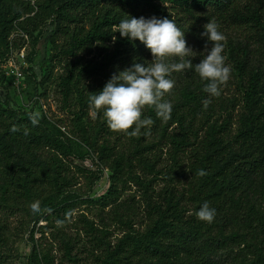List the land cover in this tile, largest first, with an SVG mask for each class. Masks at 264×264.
Here are the masks:
<instances>
[{
	"label": "trees",
	"instance_id": "1",
	"mask_svg": "<svg viewBox=\"0 0 264 264\" xmlns=\"http://www.w3.org/2000/svg\"><path fill=\"white\" fill-rule=\"evenodd\" d=\"M127 15L174 20L200 55L192 59L184 82L174 85L177 98L173 89L163 97L172 105L171 118L163 121L145 106L142 118L153 124L138 136L111 130L102 113L95 120L89 115V96L113 73L134 60L153 62L141 42L114 32ZM50 19L55 21L52 55L64 60L60 92L65 103L75 98L72 129L87 151L77 153L60 131L33 127L30 112L0 101V264H10L9 239L26 227L28 264L52 263L38 249L34 229L40 220L62 226L70 218L71 181L59 151L66 158L87 155L97 165L89 190L101 179L100 168L110 171L108 191L96 200L99 222L80 220L88 244L83 256L73 253L76 239L56 227L69 264H264V0H0V61L26 37L31 63ZM208 21L224 36L223 55L231 69L219 97L203 91L207 82L194 71L211 47L201 35ZM93 47L102 58L85 61L81 52ZM13 126L21 131L11 132ZM45 150L52 157L45 158ZM131 184L140 204L120 212L119 199ZM34 202L41 215H32ZM204 202L216 210L210 224L196 216ZM112 203L117 206L105 211ZM114 223L123 229L115 238ZM47 226L37 231L44 234Z\"/></svg>",
	"mask_w": 264,
	"mask_h": 264
},
{
	"label": "rangeland",
	"instance_id": "2",
	"mask_svg": "<svg viewBox=\"0 0 264 264\" xmlns=\"http://www.w3.org/2000/svg\"><path fill=\"white\" fill-rule=\"evenodd\" d=\"M54 30L55 21L50 19L42 28L41 39L37 43L36 54L31 63H28L31 52L30 41L26 37L19 42L21 45L20 49L13 50L6 59L0 61V101L4 102L8 100L11 107L16 110L30 113L39 112V128L45 129L48 134H58L60 131L67 138L73 150L77 153L85 154L87 149L77 137L71 124L72 115L70 110L73 107H71L70 102L75 98H72L69 103H65L60 92L58 82L59 76L63 73L62 66L64 60L58 61L52 55L53 45L51 39ZM186 42L190 46L192 40L186 38ZM108 44L111 45L110 43ZM192 47L191 49L193 50ZM204 52L202 50V54ZM80 56L85 61L91 59L98 61L102 58L103 54L100 56L98 50L93 47L81 52ZM198 56L200 55L193 50L188 53L187 57H168L166 58V62H174V60L182 62L185 59H191L192 61L194 57ZM187 70L176 72L177 74L174 76L176 86L184 82ZM86 83H90V81H86ZM171 96L174 99L177 98L178 90L173 88ZM43 154L47 159L52 157V153L49 150H45ZM58 155L64 163L63 171L71 181L69 185L70 191H72L70 196V218L68 223L62 226V223L59 221H52L47 226L46 221L40 220L34 229V238L38 249L43 254L47 252L48 256L51 257V264H69L63 257L64 250L62 242L58 238L60 233H58L56 227H63L64 232L68 236L76 239L77 244H75L73 253L76 252L77 256H83L84 252H82V249L85 248L84 246H88V244L84 243L86 237L80 227V220L84 216L88 219H94L95 222H99L96 200L108 191L110 171L100 168L102 170V177L89 190L92 176L98 169L97 165L92 163L87 155L82 158L70 155V157L66 158L60 151ZM128 186L130 187L122 192L119 199V202L124 203L123 206L117 207L120 212H123L126 206L135 209L140 204L138 190L133 184ZM116 204L112 203L104 210L112 211L117 206ZM39 225L47 226L45 229L47 231L44 234L37 231ZM28 228L20 230L9 239V246L13 250L12 257L8 258L10 264H28L27 257L31 249L28 243L30 234ZM110 228L113 238L120 236L123 230L121 229V225L117 223L112 224Z\"/></svg>",
	"mask_w": 264,
	"mask_h": 264
},
{
	"label": "clouds",
	"instance_id": "3",
	"mask_svg": "<svg viewBox=\"0 0 264 264\" xmlns=\"http://www.w3.org/2000/svg\"><path fill=\"white\" fill-rule=\"evenodd\" d=\"M202 36H206L211 42L205 58L195 64L194 71L201 80L207 83L203 91L210 97L221 95V86L230 78L231 69L226 65V57L223 55V34L219 31L214 21H208L203 25ZM119 32L121 38L130 42L139 41L152 54L150 66L145 63L134 62L131 66L113 73L106 81L102 89L92 92L88 98L90 116L95 120L101 113L108 127L116 132H126L130 136H138L141 128L153 124L151 118H142V109L145 106L154 108L156 116L163 121L171 118L172 105L164 101L163 97L169 93L175 85L171 79L173 72H181L191 69V59L182 62H166L168 57H187L193 51L187 45L184 31H181L174 20L169 18H157L155 16L139 18L127 15L122 19L114 32ZM116 37L113 36V41ZM210 100L204 101V106ZM30 124L39 125L40 113L29 114ZM132 129V131H128ZM11 132H20L21 128L13 126ZM22 134L29 135V129L23 128ZM203 175V172H201ZM33 216L41 215L42 209L39 202L30 205ZM50 211V209H44ZM216 210L207 202L200 205L196 216L199 220L212 223Z\"/></svg>",
	"mask_w": 264,
	"mask_h": 264
}]
</instances>
